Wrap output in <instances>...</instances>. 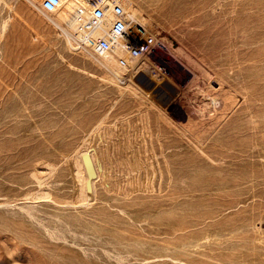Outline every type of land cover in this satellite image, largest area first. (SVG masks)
Masks as SVG:
<instances>
[{
  "label": "rangeland",
  "instance_id": "374dc122",
  "mask_svg": "<svg viewBox=\"0 0 264 264\" xmlns=\"http://www.w3.org/2000/svg\"><path fill=\"white\" fill-rule=\"evenodd\" d=\"M43 1L0 0V128L30 143L18 147L13 138L0 155V264H264L263 178L240 187L219 180L198 196L181 194L230 170L208 157L218 147L199 142V134L213 136L211 101L225 84L219 60L236 50L228 43L242 38L230 37L242 18L259 31L250 44L264 46V0H212L175 20L171 0H124L160 40L127 68L136 75L131 82L65 26L71 5L47 13ZM214 31L223 42L218 49ZM145 74L161 82L151 97L137 78ZM84 153L93 157L95 178ZM262 165L253 172H264ZM188 171L203 178L185 179ZM184 201L193 209H181ZM229 202L233 210L219 217L231 219L228 231L178 238L198 214Z\"/></svg>",
  "mask_w": 264,
  "mask_h": 264
},
{
  "label": "bare ground",
  "instance_id": "6f19581e",
  "mask_svg": "<svg viewBox=\"0 0 264 264\" xmlns=\"http://www.w3.org/2000/svg\"><path fill=\"white\" fill-rule=\"evenodd\" d=\"M209 1H212V0H171V2L168 5L175 9V13H173L172 16L171 15L170 16L174 20L176 18L181 17V16L183 17L184 15H187L189 12L194 11L196 5L199 4V5L203 6V8H204L208 4ZM65 7H67V5ZM61 10L62 9L58 10L55 13L57 14ZM65 10H67V9H65ZM65 12H67V11H65ZM133 15L136 19L138 18L136 16L135 12L133 13ZM69 16H70V14L68 13L67 15L63 16L62 19H63V21H65L67 23V25H65V26H68L71 29V31H74L76 29L77 23L75 22V20L73 18H71V16L70 17ZM68 18H70V19H68ZM247 22H249L247 18H245V17L242 18L240 20V22L237 24V30L233 31V33L230 35V37H232V36L233 37L234 36L235 37H237V36L242 37V38L237 37L238 39H240V41L237 39L238 41H235L231 44L228 43L230 48L232 47L233 49H236L233 52L234 54L230 52L229 55H226L227 57H225L223 60H221V59L219 60L220 64H222L224 67V69L221 73L224 77L225 81H223V82H225V84L222 82L224 84V86L222 85V87L220 89H218L219 92L217 93V96L215 94L216 98H214L211 101V105L213 107L212 111L215 113L214 122L212 121V124L209 123L211 125L210 131L213 132V136L211 135L212 133H210V135H208L207 131H205V132L201 131V134H199V136L201 135L199 138V142L201 140V141H203L202 142L203 144L204 143L208 144L211 141L212 143H214L218 147L215 150H212L210 152V154L207 153L208 157L211 160H213L214 162L215 161H217V162L220 161V163L222 162L223 164H225L227 166V168L229 167L228 169H230V170L228 172L223 171L224 175L220 174V173H222V171L219 172L218 175H216V176L221 175V177L220 176L219 177H209V176H212V175H209L208 176L209 178H208L204 174V176L207 177V179H205L206 177L204 178V180H207L206 184L205 185L189 184L187 188L181 189V194L183 196L195 197V196H198L200 192L202 193L205 191H210L213 189V187L216 185V183L219 180H221V181L224 180L228 184H238L240 187V186L246 185L251 180H253L255 177H259V178L264 179V172H258L257 174L255 172H253V170L258 169L259 167H262L263 166L262 164L264 163V59H260V56H262L264 54V46L260 47V45H257L258 43L259 44L261 43V40L260 41L258 40L259 42L256 41L257 44H255L256 42H253V43L255 46L257 45L259 47H255L251 43L254 46L252 48L250 41L248 39L257 40L256 38H259V33H258L259 31L257 32L256 30L254 31V30L247 28V26H246ZM62 30L64 32L68 33L66 29H62ZM259 30H261V29H259ZM75 32H77V31H74V33ZM74 33H73V35H75ZM213 34H214V36H213L214 40H216L215 47L218 49V48L223 46V42L220 40L221 34L218 31H214ZM68 35H69V33H68ZM243 37H245V38H243ZM77 38H79V37L77 36ZM68 40H70V38H68ZM248 41H249V43H248ZM263 45H264V43H263ZM118 56L125 58L126 64L128 66L131 65V63L133 62V60L128 55L121 53V54H118ZM97 57H98L99 62H102L105 65V67L112 70L114 72V74L117 75V77L121 81L131 82L135 78L136 75H134V73L129 74L130 72L127 70V68L122 67L119 64V61L117 60V58H115L114 56H100V55H98ZM251 60L253 63L254 62L255 63L252 65H249L248 61H250V64H251L252 63ZM104 65H102V66L104 67ZM125 71H127L128 73L125 74L124 73ZM137 78H139V80H141V81H144L145 87L148 88L149 90H151L150 92L148 90H145V89L142 90L144 92L143 94L148 95L149 97H151V95H154V93L157 90L161 89L160 88L161 82L159 80L153 78L151 76V74H145V76H140ZM219 83H221V79H219ZM125 90H124V92H125ZM69 92H70V88L68 87L67 89H62V91L60 93H61V96L66 97L67 95H69ZM48 96H50L51 98L54 97L53 93L49 94ZM165 99H169V97H165ZM0 124L4 125V122L0 123ZM0 127H1V125H0ZM214 132H215V134H214ZM13 138L17 139L16 144L18 147H20V145H22V144L30 145L29 142L25 143L24 134L22 132L17 131L15 129L6 130L4 128H0V155L7 152L5 150V147L11 143ZM196 141L197 140H195V142ZM34 144H35V146H37V144L39 145L40 143H39V141H36V143H34ZM196 144L199 145V143H196ZM40 146H41V144H40ZM40 146H38V147H40ZM200 147H202V145ZM12 150H13V148H12ZM22 153H23V151H22ZM10 156H12V154ZM2 157H0V162H1ZM4 160H6V158ZM1 163H3V162H1ZM82 163H83V166L85 168V171L92 178H95L96 172H95V167H94V160H93V157L90 155V153H84L82 155ZM225 165H222V167L224 166L223 168H225ZM206 168H208V167L206 166ZM210 169H212V168H210ZM213 169H214V167H213ZM215 172H217V170ZM183 173H182V175L185 179L191 180V179L203 178L202 175L200 176L196 172L188 171V172H183ZM211 173H214L213 170L211 171ZM179 174L180 173H177L176 175L180 176ZM91 184L93 187V183H91ZM90 192H91V190H90ZM193 205H194V203L192 201H190V203L189 202L187 203L186 201H184L181 209H189V208L193 209L192 208ZM233 207H234L233 202H229V203H226L225 207H223L224 209H217L216 212H210L209 211V213L207 212V214H198L196 217V220H195V222H197V223L195 225L184 224L183 228L178 229L182 233L181 235H179L178 238L184 242L186 239L188 240L190 238L191 239L200 238L201 235L203 234V232H206V231L211 232V231H214L217 229H224V227L225 228L229 227L228 223H230V222H228V221H231V219L229 220V219H227V217H225V218L222 217L224 219H222V218L219 219V217L221 216L220 213H222L224 216L226 214H228L230 211L233 210V209H231ZM226 219H227V222H226ZM186 225H189V226H186ZM85 229H87V228H85ZM96 229H98V227ZM75 230H77V228ZM99 230H97V232ZM229 230L231 231V233H233L232 228ZM80 231H82V230H80ZM83 231L86 232V230H84V229H83ZM100 231H102V230H100ZM223 231L226 232V231H228V229H224ZM101 235L103 236V234H101ZM106 238L107 237H104V239H106ZM108 238H110V237H108ZM112 238L114 239L115 237H112V235H111V239ZM116 238H118V237H116ZM116 238H115V240L112 239L113 242L118 240ZM200 240H202V239L200 238ZM200 240H198V241H200ZM187 243H188V241H187ZM188 244L185 243V245H188ZM198 244H200V243L198 242ZM181 245H183V243ZM181 245H179V246H181ZM186 247H188V246H186ZM200 247H199V249H200ZM182 248H183V246H182ZM195 249H193V250L196 251ZM189 250H190V248H189ZM204 257H205V255H204Z\"/></svg>",
  "mask_w": 264,
  "mask_h": 264
},
{
  "label": "built area",
  "instance_id": "2783aa9c",
  "mask_svg": "<svg viewBox=\"0 0 264 264\" xmlns=\"http://www.w3.org/2000/svg\"><path fill=\"white\" fill-rule=\"evenodd\" d=\"M67 4L72 6L80 43L100 56H114L122 67L132 69L125 58L133 61L145 59L160 43L154 35L134 17L124 0H44L43 11L55 13Z\"/></svg>",
  "mask_w": 264,
  "mask_h": 264
}]
</instances>
